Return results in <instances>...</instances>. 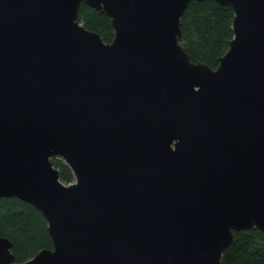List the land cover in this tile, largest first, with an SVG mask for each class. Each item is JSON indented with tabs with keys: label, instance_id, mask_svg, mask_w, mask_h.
<instances>
[{
	"label": "water",
	"instance_id": "1",
	"mask_svg": "<svg viewBox=\"0 0 264 264\" xmlns=\"http://www.w3.org/2000/svg\"><path fill=\"white\" fill-rule=\"evenodd\" d=\"M189 1L0 0V197L51 241L13 264H220L232 231L264 234V0H212L232 11L214 68L179 44Z\"/></svg>",
	"mask_w": 264,
	"mask_h": 264
},
{
	"label": "trees",
	"instance_id": "2",
	"mask_svg": "<svg viewBox=\"0 0 264 264\" xmlns=\"http://www.w3.org/2000/svg\"><path fill=\"white\" fill-rule=\"evenodd\" d=\"M231 18L228 5H218L212 0L187 3L179 19V44L191 62L205 63L210 68L217 65L232 36ZM76 19L103 42L112 39L109 18L83 2L78 5ZM50 162L61 182L73 181L70 169L60 158L51 157ZM0 236L11 241L10 264L29 259L41 248H51L40 212L16 197H0ZM220 264H264V234L255 227L232 231V240L220 255Z\"/></svg>",
	"mask_w": 264,
	"mask_h": 264
}]
</instances>
